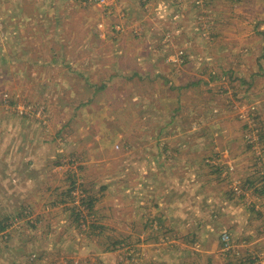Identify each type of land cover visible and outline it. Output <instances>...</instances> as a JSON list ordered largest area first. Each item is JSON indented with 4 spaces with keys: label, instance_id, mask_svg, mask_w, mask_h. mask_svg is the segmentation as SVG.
<instances>
[{
    "label": "rangeland",
    "instance_id": "rangeland-1",
    "mask_svg": "<svg viewBox=\"0 0 264 264\" xmlns=\"http://www.w3.org/2000/svg\"><path fill=\"white\" fill-rule=\"evenodd\" d=\"M107 1L0 0V264H264V0Z\"/></svg>",
    "mask_w": 264,
    "mask_h": 264
},
{
    "label": "crops",
    "instance_id": "crops-1",
    "mask_svg": "<svg viewBox=\"0 0 264 264\" xmlns=\"http://www.w3.org/2000/svg\"><path fill=\"white\" fill-rule=\"evenodd\" d=\"M89 1H92V0H89ZM174 1L175 0H152V2L150 3H154L155 7H157L158 5L159 6L168 5L172 7L173 11H176L180 7V9H182V12L184 13L187 12L188 6L190 7V3L184 4L185 6L181 5L178 7L176 4L177 2L175 1L176 3H174ZM148 3H149L148 0H116L113 4H111L112 5L111 8L115 12L118 11L119 13H122L125 17L128 15H135L138 19H142L144 18L143 14L145 13V9H147ZM198 9L200 10L201 7ZM176 12H180V11H176ZM140 15H143V16H140ZM16 124L17 123H13V125H11V130H14L12 129V127L14 126H15V131L19 130ZM5 125H6V122H5ZM19 135L22 136L21 132ZM16 140L17 142H21V141H24V138L20 137V138H16ZM33 141L36 142L37 139H34ZM41 142L43 141H41V138H40L39 141H37V143H41ZM20 146H22V144ZM20 146L18 150H15L13 152L12 151L8 153L0 152V159L2 158L1 156L4 157L2 158L3 160H0L1 162H3V168L2 169L0 168V198L2 199H4L3 197L11 198V200H13V202H17V204L21 200V197L16 196L15 191H17V189H20L23 191H27V190L30 191L35 188V185H34L35 173L32 171L34 170V166H33L34 162L32 163L31 161L32 158L35 157V154L31 153L32 145H29V148L28 147L20 148ZM23 147H25V145H23ZM9 154L10 156H8ZM155 169H158V167H155ZM47 171L48 169L44 167L40 171H37V173L38 174L41 173L44 175L46 174ZM24 194H27V193L25 192ZM1 204H6V203H3L1 201L0 205Z\"/></svg>",
    "mask_w": 264,
    "mask_h": 264
},
{
    "label": "built area",
    "instance_id": "built-area-1",
    "mask_svg": "<svg viewBox=\"0 0 264 264\" xmlns=\"http://www.w3.org/2000/svg\"><path fill=\"white\" fill-rule=\"evenodd\" d=\"M103 1H107V0H103Z\"/></svg>",
    "mask_w": 264,
    "mask_h": 264
},
{
    "label": "trees",
    "instance_id": "trees-1",
    "mask_svg": "<svg viewBox=\"0 0 264 264\" xmlns=\"http://www.w3.org/2000/svg\"><path fill=\"white\" fill-rule=\"evenodd\" d=\"M4 228H5V227H4ZM4 228H3V229H4Z\"/></svg>",
    "mask_w": 264,
    "mask_h": 264
}]
</instances>
